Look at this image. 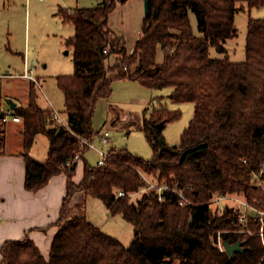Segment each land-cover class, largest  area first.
<instances>
[{
  "label": "trees",
  "instance_id": "obj_1",
  "mask_svg": "<svg viewBox=\"0 0 264 264\" xmlns=\"http://www.w3.org/2000/svg\"><path fill=\"white\" fill-rule=\"evenodd\" d=\"M118 1L103 0L94 8H61L58 13L75 27L67 40L74 51V73L57 77L71 130L59 126L51 110L40 106L33 85L28 105L14 109L22 119L26 188L38 191L53 176L65 173L67 194L50 258L26 238L6 241L0 264H264V218L251 212L242 222L239 208L227 206L220 212L211 205L216 196L238 193L264 212V186H257L254 179L263 171L264 181V19L249 20L245 61L210 57V47L227 52L225 44L236 32V13L264 7V0H149L150 15L143 20L142 36L132 52L110 27ZM190 11L203 36L194 33ZM159 49L163 62H157ZM112 56L116 63L108 67ZM119 79L151 89L172 88L173 101L194 104L193 119L179 144L170 147L158 124L178 120L181 112L154 110L143 122L154 151L151 159L111 148L112 159L104 165L85 161L83 179L75 183L78 163L71 168L66 163L78 153L84 159L90 150L79 137L94 140L100 135L93 127L97 102L112 95L113 82ZM40 134L49 140L46 161L30 153ZM5 142L2 130L0 153ZM200 145L181 162L186 150ZM141 172L158 181L179 182L193 204L179 206L172 192L163 202L147 193L132 201L131 194L144 185ZM119 191L125 196H118ZM89 197L133 225L130 245L79 213L76 206ZM219 241L242 242L243 250L230 255Z\"/></svg>",
  "mask_w": 264,
  "mask_h": 264
},
{
  "label": "rangeland",
  "instance_id": "obj_2",
  "mask_svg": "<svg viewBox=\"0 0 264 264\" xmlns=\"http://www.w3.org/2000/svg\"><path fill=\"white\" fill-rule=\"evenodd\" d=\"M102 2L103 0H45L43 2L0 0V75H2L0 76V102L2 103L0 107L2 109H5L10 95L19 99L21 104H27L30 87L33 85L40 105L49 109V98L61 115L66 117L64 94L58 87L57 77L74 73V51L67 45V40L75 34V27L64 22L58 13L61 8H94ZM144 18V0H126L123 3L119 0L116 9L110 15V27L116 34L125 38L127 50L130 52L142 36ZM190 18L194 33L197 36H203L198 30L197 18L192 11H190ZM250 19H264V7L238 11L235 16V36L225 44L227 52L219 53L215 47H210V57L229 58L233 62L245 61ZM25 55L29 66H33L35 81L18 77L26 69ZM116 59L112 56L107 61V66H113ZM163 60L164 53L159 49L157 62H163ZM44 65L47 67L45 68ZM7 71L9 75H6ZM114 74V71H109L108 75L114 76ZM112 87L113 93L109 98L98 100L93 117L94 129L101 133L108 132L110 142L103 145L96 140L97 147L107 152L111 148H125L134 155L151 159L154 151L143 130V122L154 110L161 108L181 112L178 120L168 122L159 129L161 138L168 146L179 144L182 133L193 119V103L173 101L169 97L172 88L151 89L130 79L114 80ZM2 130L0 126V131ZM47 144V137L40 134L36 139V148L42 152ZM10 146L12 147V144ZM84 157L79 163L82 170L85 161L93 166L96 165L99 154L96 150L90 149ZM77 173L80 174V168ZM150 180L153 184L158 181L154 177H150ZM144 191L142 189L138 193L131 194V200L134 202L139 200ZM232 195L244 202L247 201L242 194ZM89 198H85L76 206L79 213L86 214L88 218L92 217L103 231L117 237L125 245H130L134 238L133 225L125 221L121 215H111L101 200ZM96 203L98 206L95 208L93 205ZM224 204L235 209L239 208L238 202L229 198L224 200ZM212 207L216 209L214 205ZM71 213L72 210H70Z\"/></svg>",
  "mask_w": 264,
  "mask_h": 264
},
{
  "label": "crops",
  "instance_id": "obj_3",
  "mask_svg": "<svg viewBox=\"0 0 264 264\" xmlns=\"http://www.w3.org/2000/svg\"><path fill=\"white\" fill-rule=\"evenodd\" d=\"M24 59L26 66L28 59L26 55ZM44 67L46 68L47 65ZM23 74L18 77L25 78ZM6 75H9V71L6 72ZM8 98H11L17 106H27L29 103L28 100L27 104H21L19 99L11 95ZM48 102L50 104L49 109L40 106L51 111L56 109L51 99L48 98ZM0 106H2L1 102ZM5 106V109L10 107L8 103ZM64 109H66L65 96ZM1 114L2 107H0V119ZM21 123L10 121L6 124H0L6 137L5 149L0 153V262L2 260L1 248L6 241H20L26 238L34 241L47 260L50 258L53 239L58 232V227L55 224L60 217L63 200L67 194L68 177L65 173L53 176L48 184L38 191H29L26 188V162L22 154ZM30 153L37 160L46 161L49 157V140L47 147L42 152L36 148L35 140ZM80 162L81 160L77 164L76 173L73 177L75 183H80L83 179L84 165L82 170L79 167ZM79 168L80 174L78 175ZM89 200L92 199L89 198ZM93 206L96 208L98 204ZM91 218L90 220L99 226L96 220Z\"/></svg>",
  "mask_w": 264,
  "mask_h": 264
},
{
  "label": "built area",
  "instance_id": "obj_4",
  "mask_svg": "<svg viewBox=\"0 0 264 264\" xmlns=\"http://www.w3.org/2000/svg\"><path fill=\"white\" fill-rule=\"evenodd\" d=\"M33 72H34L33 66L30 67L29 64L26 63V69L23 74V77L28 78L32 81H35L36 78L34 77ZM51 112H52V120L54 122H56L59 126H62L68 130H71L67 117H63L61 113L56 109H53ZM0 121L1 123L6 124V123H9L10 121L21 122L22 119L19 116H16L14 114L13 109H11L10 107H7L6 109H2V117ZM79 138H80V143L82 146H87L90 149H94L98 152L99 154V159L97 162L98 165H104L107 159H112L109 151L107 152L104 149L97 147L95 144L96 140H99L100 142H102L103 145L109 144L110 140H109L108 132L100 133V135L97 136L94 140H88V139L81 138V137ZM80 160H82V155L81 153H78L76 154L74 158L70 159L66 163V167L71 168L74 164L78 163ZM262 173L263 171L259 174L254 175V179L256 181L257 186H264V181L261 179ZM141 178L144 181V185L142 187V189L145 190L144 193L153 194V196H157L158 199L163 202L167 199L165 194L168 192H172L177 195L179 206L188 207L191 204H193V202L189 199V197L186 194L187 188H184V187L182 188L179 182L176 181V182L170 183L168 181H157L156 184H153V181L150 180V176L142 172H141ZM118 196H125V192L119 191ZM231 196L233 197L231 198ZM228 198L233 200L234 202H238L239 209H241L240 210V220L242 222L247 221L249 214L251 212L259 213L260 216L264 218V212L258 211L257 209L253 208L247 201L244 202L238 197H234V195L232 194L214 197L211 200V205H214L215 208L221 212L228 206L224 204V200ZM219 247L221 248V250L226 251L224 247V242L219 241Z\"/></svg>",
  "mask_w": 264,
  "mask_h": 264
},
{
  "label": "water",
  "instance_id": "obj_5",
  "mask_svg": "<svg viewBox=\"0 0 264 264\" xmlns=\"http://www.w3.org/2000/svg\"><path fill=\"white\" fill-rule=\"evenodd\" d=\"M124 1L125 0H120L121 3H123ZM144 2H145V17H148L150 15V3H149V0H144ZM7 103L11 109H15L17 106L16 103L14 101H12V99H8ZM1 117H2V114H1ZM164 125H165V123L161 122L160 124H158V128L162 129L164 127ZM200 147H202V145L192 147V148H189L188 150H186L181 156V162L185 159L187 154L199 149ZM224 247L230 255H233L236 252H240L243 250L242 249V242H238V243L233 244V245L229 244L228 242H224Z\"/></svg>",
  "mask_w": 264,
  "mask_h": 264
}]
</instances>
